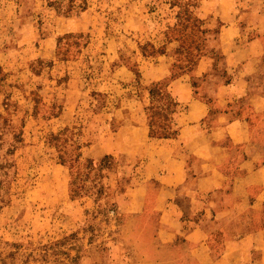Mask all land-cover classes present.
I'll list each match as a JSON object with an SVG mask.
<instances>
[{"label": "rangeland", "instance_id": "rangeland-1", "mask_svg": "<svg viewBox=\"0 0 264 264\" xmlns=\"http://www.w3.org/2000/svg\"><path fill=\"white\" fill-rule=\"evenodd\" d=\"M261 24L264 0H0V264H178L148 203L198 140L180 94L232 93Z\"/></svg>", "mask_w": 264, "mask_h": 264}, {"label": "crops", "instance_id": "crops-1", "mask_svg": "<svg viewBox=\"0 0 264 264\" xmlns=\"http://www.w3.org/2000/svg\"><path fill=\"white\" fill-rule=\"evenodd\" d=\"M250 29L258 34L227 52V63H235L232 93L180 94L181 121L192 124L181 125V136L195 126L198 140L152 179L148 206L172 214L162 233L179 249L178 264H264V24ZM184 213L197 218H173Z\"/></svg>", "mask_w": 264, "mask_h": 264}, {"label": "trees", "instance_id": "trees-1", "mask_svg": "<svg viewBox=\"0 0 264 264\" xmlns=\"http://www.w3.org/2000/svg\"><path fill=\"white\" fill-rule=\"evenodd\" d=\"M156 91H155V88H152L150 90V95L153 97L155 95Z\"/></svg>", "mask_w": 264, "mask_h": 264}]
</instances>
